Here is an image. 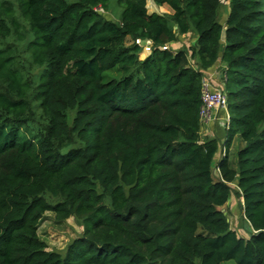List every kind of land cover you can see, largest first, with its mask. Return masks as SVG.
<instances>
[{"label": "trees", "instance_id": "trees-1", "mask_svg": "<svg viewBox=\"0 0 264 264\" xmlns=\"http://www.w3.org/2000/svg\"><path fill=\"white\" fill-rule=\"evenodd\" d=\"M146 1L112 21L108 0H0V264H264V0H230L223 25L221 0ZM187 35L190 57L171 49ZM216 65L218 160L199 120ZM234 196L245 237L219 210ZM46 213L80 222L62 255Z\"/></svg>", "mask_w": 264, "mask_h": 264}, {"label": "rangeland", "instance_id": "rangeland-1", "mask_svg": "<svg viewBox=\"0 0 264 264\" xmlns=\"http://www.w3.org/2000/svg\"><path fill=\"white\" fill-rule=\"evenodd\" d=\"M230 0H221V9L219 11V22L221 25L224 24L225 18L228 14V6ZM146 11L148 14H157V15H170L171 11L167 7H156L150 0L146 1ZM122 12V6L117 3V0H108V9L107 11H103V16L106 19L117 21ZM128 40L126 41V43ZM129 43V42H128ZM194 44V38L192 35H187L181 37L180 40L171 47L174 50L184 49L188 51V55L190 57V50ZM150 54L148 51L141 52L139 55V59L142 60ZM190 66L198 71V67L196 65L195 60L190 59ZM222 67L219 65L214 66L212 69L208 71H203L202 77H209L210 84L212 88L215 90H219L222 87L223 83V71ZM216 119V118H215ZM210 123L218 124L222 129L224 127V115L223 112L217 114L216 121H212L209 123H201L200 127V137L202 139H213L209 136H205L209 133H205V131L209 130ZM202 129V130H201ZM204 133H201L203 131ZM215 138V137H214ZM219 138V137H217ZM226 138V137H225ZM222 139L226 140V139ZM220 141V140H219ZM221 141V142H222ZM239 144H234L233 151L235 152L241 146V142L238 140ZM233 157V154L229 156V159ZM231 161V159H230ZM233 161V158H232ZM217 177L213 175V179ZM241 199L236 198V196L229 199V201L222 207L219 208L225 214V216L230 221L231 228L242 237L246 236V226L244 224L242 212H241ZM81 226L80 222L77 220L70 218L64 222H57L54 220V217L51 213H46L40 220L38 224L37 233L39 238L46 244L48 251H53L60 253L61 255L65 252L66 247L72 242L74 239H77L81 235ZM223 264H234L233 262H225Z\"/></svg>", "mask_w": 264, "mask_h": 264}, {"label": "built area", "instance_id": "built-area-1", "mask_svg": "<svg viewBox=\"0 0 264 264\" xmlns=\"http://www.w3.org/2000/svg\"><path fill=\"white\" fill-rule=\"evenodd\" d=\"M98 13H103L100 8L94 9ZM141 48V52L151 51V43L149 41L135 40L134 42ZM223 112L224 127H226L229 117L227 113V102L224 93L221 90L212 88L209 77L201 79V107L199 109V120L201 123H209L216 121L217 114ZM216 118V119H215ZM225 154V140L221 143L219 159ZM220 177L217 161L212 166V176Z\"/></svg>", "mask_w": 264, "mask_h": 264}, {"label": "crops", "instance_id": "crops-1", "mask_svg": "<svg viewBox=\"0 0 264 264\" xmlns=\"http://www.w3.org/2000/svg\"><path fill=\"white\" fill-rule=\"evenodd\" d=\"M143 59V58H142ZM210 128H209V130H207V131H205V133H209V134H207V135H205V136H209V137H211V138H217V137H219L220 138V140L222 141V139H224V137L222 136V131H221V128H220V126L218 125V124H216V123H210ZM202 130V129H201ZM201 133H204V129H203V131H201ZM222 138V139H221ZM220 141V144L224 141H222L221 142ZM234 144H239V142H238V139H235L233 142H232V144H231V146H230V148H229V151H228V157L231 155V154H233V156H234V153L237 151H233V147L235 146ZM241 146H242V143L240 144ZM240 149V148H239ZM219 156H220V154L218 153V155L215 157V160H218L219 159ZM232 158L233 157H231L230 159H231V161H232ZM230 159H229V161H230Z\"/></svg>", "mask_w": 264, "mask_h": 264}]
</instances>
